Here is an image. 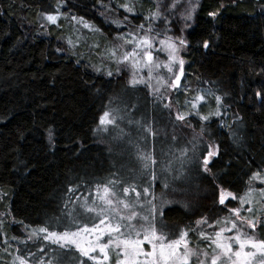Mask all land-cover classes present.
Listing matches in <instances>:
<instances>
[{
    "label": "trees",
    "instance_id": "16d2710c",
    "mask_svg": "<svg viewBox=\"0 0 264 264\" xmlns=\"http://www.w3.org/2000/svg\"><path fill=\"white\" fill-rule=\"evenodd\" d=\"M124 3L0 0V264H18L16 256L28 257L42 247L39 260L95 264L73 248L69 252L37 239L31 247L24 230L32 233L47 224L63 231L68 213L73 215L68 198L75 193L68 189L83 193L82 188L110 181L129 186L137 181L141 189L152 185L155 195L168 200L160 225L172 231L184 226L190 245L206 249L209 234L200 235L197 221L214 224L228 216V207H240L238 200L220 207V189L243 196L252 173L264 171V0L195 1L182 54L186 92L169 103L129 86L121 75L97 72L95 55L87 53L96 42L109 46V37L120 32L115 20L123 19L118 5ZM129 4L130 27L152 21L153 0ZM46 15L57 16L56 23ZM78 21L96 30L81 34ZM71 35L78 36L72 37L75 43L67 38ZM197 96L204 97L202 103ZM107 104L124 116L127 141L141 138L155 164L144 169L138 149L98 141L95 129ZM173 107L184 120H177ZM210 143L218 152L207 173L202 158ZM254 197L253 211L244 205L241 214L257 220V238L264 240V203L260 193ZM106 264H115L114 258Z\"/></svg>",
    "mask_w": 264,
    "mask_h": 264
},
{
    "label": "snow or ice",
    "instance_id": "6c2138e0",
    "mask_svg": "<svg viewBox=\"0 0 264 264\" xmlns=\"http://www.w3.org/2000/svg\"><path fill=\"white\" fill-rule=\"evenodd\" d=\"M178 2V0H177ZM123 7L126 12H133L134 8L129 3H124L118 5ZM176 7V4L173 5ZM195 11V6H191L186 10L185 14L182 15V19L189 21L192 19V13ZM210 16L215 17L217 13L210 12ZM159 17V12H154L149 20ZM45 19L52 24L57 21V16L46 15ZM75 19V18H73ZM128 18L125 17V20ZM83 23V26L89 28L90 30H96L92 26L88 25L86 22L78 21ZM119 26V22H117ZM140 29H144V25H140ZM153 29L149 27L145 35H140L139 33H127L119 37V39L124 40L125 44L133 45L130 51H125L120 63H125L129 58L140 57L139 60H134L133 67L140 65L141 70L147 69L148 79L153 78V72L164 67L168 72L173 74L174 79L169 81L168 86H179L181 75H183L184 60L180 58L179 52L182 48L187 46V41L181 36L178 37V43L173 40L172 37L167 39H162L159 41L162 46L161 49H156V51H166L167 52V62L161 63L154 61L153 56V45L152 41L155 36H151ZM160 35V33H156ZM208 42H204V47L207 48ZM113 56L116 55L115 52L112 53ZM179 65L180 75H177L173 65ZM108 75H112L111 72ZM133 84L140 83L141 80L133 79L131 81ZM151 87V85H148ZM155 91L159 92L160 89ZM261 94L257 93L259 97ZM203 96L195 97L196 101L203 100ZM217 105L221 103V98L216 97ZM196 103H192V107L196 108ZM167 107V106H166ZM177 120H184L183 115L177 114ZM202 120H207V116H201ZM115 115L110 111H105L100 117V125H108L115 122ZM49 137L51 139V130H49ZM218 152L217 147L210 143L208 145L207 154L202 158L203 171L210 173L211 169L209 167L211 163V158L216 156ZM143 162L144 169H147L150 161L155 164L156 161L152 159L150 155H141L139 157ZM179 178V177H175ZM152 179H156L155 173H153ZM259 182L264 184V171L253 172L248 179V190L243 196H238L231 191H226L223 188L220 189L219 193V203L225 207H228L226 201L231 198L232 200H238L240 207H228V211L236 218L232 220L226 218L223 221H217V225L223 223V227L219 228V231L215 232V237H209L212 240V244L215 246L213 255L211 256V264H264V240H257L253 235L241 230V227L236 223V220L240 221L242 225H246L251 228L253 232L257 227V220L244 217L241 215L245 204H251V197L254 193L259 192L261 195V203H264V188H256L253 182ZM167 187V184L165 185ZM102 187V191H101ZM219 187V185H218ZM68 191L73 193L75 189L69 188ZM130 191H136V196L142 198V196H147L150 193V186L144 187L143 194L137 191L135 186L124 187L123 196L128 197ZM71 200V196L68 198ZM80 198L77 197V200ZM153 199L155 196L153 195ZM99 201V203H97ZM139 203V200L136 201ZM150 206V211L147 215L140 217L139 213L135 211L133 204L125 198H122L120 192L115 187V182L110 181L108 184L103 186L97 185L96 193L92 197V203H88V198L86 197L84 203L80 207L87 213H95L96 217L99 219V223H93L91 227L87 224L83 226H76V230L73 231L71 227H67L64 231H53L52 228L45 224V226L34 230L30 234L32 236H41L42 239L48 241L51 244L57 245L60 249H68L71 251L70 246H74L76 251L80 253L81 256L87 257L88 260L97 261L99 264V259L103 261H108L110 253L114 250L116 253V264H190L193 257H196V264H206V261L199 259L200 255L207 257L206 252H198L195 249L189 247L186 237L188 236L187 231H182L179 234V238H170L164 233V231L159 227V222L157 220L158 216H162V210L158 209L156 205L152 204L151 201H146ZM122 205L123 210L118 207ZM67 207V204H66ZM248 212H252L253 208L249 207L246 209ZM68 215L72 216L73 222L76 221V216L69 212ZM138 218L142 219L143 223H138ZM91 220L92 218L89 217ZM264 224V219L260 221ZM208 224L209 227H215L208 223L207 219H202L197 221V225ZM231 224V227L228 225ZM100 225H104L103 228ZM236 230V234L231 237L224 236V233L232 232ZM200 235L204 237L205 233L201 231ZM94 237V239H89L87 243H84V237ZM107 236L105 240L104 237ZM227 241V242H225ZM233 243L238 245V248L233 247ZM145 245L150 246L151 251L145 249ZM245 249H250L245 251ZM45 248H40L41 253L45 252ZM19 251V250H18ZM99 251L100 258L93 256L92 253ZM67 253L61 252L60 256L66 255ZM35 255V253H33ZM18 264H32L24 254L18 255L15 258ZM38 264H62V260L49 259L39 260ZM80 264H85L81 261Z\"/></svg>",
    "mask_w": 264,
    "mask_h": 264
},
{
    "label": "rangeland",
    "instance_id": "374dc122",
    "mask_svg": "<svg viewBox=\"0 0 264 264\" xmlns=\"http://www.w3.org/2000/svg\"><path fill=\"white\" fill-rule=\"evenodd\" d=\"M130 1H133V0H125V3H130ZM195 1L196 0H178V2H177V0H153V4H151V5L152 6L154 5V7H155L154 12H157V11L159 12V17L152 19V21H148V22L145 19V21L147 23H145V21L137 22L134 28L130 27L129 23L127 22L130 18L129 17L130 13L126 12L124 10V8L121 7V11L120 12L118 11V12L122 16L123 19L122 20H115V25L120 30V32H117V30H116V37H111V36L109 37V46H107V47L101 46V45H98V43L96 42L95 45H93L91 47V49H88V51H87V53L95 55V60L97 61V65H98V67H96L95 70L97 72L100 71L105 76H108L109 72H111L112 75H115V76L121 75L122 77H124L126 79L125 81L128 83L129 86L136 87V88H138V87L145 88L148 90V92L151 94L152 97L156 98L159 101H165L166 103H169L170 102L169 99H171L172 96H175L176 98H179L180 96H184V93L186 92V90L183 88L182 82H181L183 75H181L179 86L169 87L168 86L169 81L171 79H174V77H173V74L168 72L167 69L164 67H161L160 69L154 71L153 72V78L151 80H149L147 69L141 70L140 65L133 67L134 60H139L140 57H135V58L130 57L127 62L120 63V60L122 59L124 52L130 51L132 49L133 45L125 44L124 40L119 39V37H121L122 35L127 34V33H139L140 35H145L147 33V29L149 27H151V29H153V31L150 35L155 36V39L152 41V45H153L152 50H153L154 61L165 63V62H167V59H168L167 52L166 51H156V49L162 48L159 41L162 39H167L168 37H172L173 40H175L178 43L177 38L181 37V36L186 40V33L192 27L191 25H192L194 12L192 13V19L189 21H185L184 19H182V15L185 14L186 10L189 9L191 6H194ZM174 4H176V7H173ZM131 14H132V12H131ZM125 17H127L128 19L125 20ZM168 18H170L171 20L169 21ZM174 20L177 21L178 25H175L173 23ZM117 22H119V26H118ZM140 25H144L143 30L140 29ZM156 25L159 27H157ZM81 29H82L81 34L90 33L88 31L89 28L82 27ZM156 33H160V35L157 36ZM72 37H74L75 40L77 41L78 36L71 35V36L67 37L72 43H75L73 41ZM69 40H67V43L69 45H71L69 43ZM84 41H85L84 39H81V43H83ZM99 46H101V47H99ZM185 49H186V47L182 48L179 52V56L181 59H182V54L184 53ZM113 52L116 53L115 56L112 55ZM184 65H185V63H184ZM173 67H174L176 74L180 75L179 65L175 64V65H173ZM183 68H184V66H183ZM133 79L141 80V82L133 84L131 82ZM148 85H151V87H149ZM157 88L160 89L159 92L155 91ZM203 100H200L201 103L203 102ZM105 107L106 108L101 112L100 117L107 110V111L114 113L116 119H115V122L112 124L100 125V117H99L98 125L95 129V136L97 137L98 141L105 142V144H106L107 140H108V143H113V144H116L118 142H123L125 146L129 145V146H131L132 149H135V150L138 149V152H140L142 155H145V154L150 155L152 157V159H154L153 155L151 153V150H150V146L147 145V148H144L143 145L146 146V144L142 143L144 141L141 138L139 139V137H138V139L135 140V143L132 140V138H130V143L127 141L128 135L124 131V127H122V123L124 121V116L122 117V113L120 111L119 112L115 111L112 104H109V105L107 104ZM172 110H173L175 116H177V114H178L177 110H175L174 107L172 108ZM136 124L137 125H134V126L138 127V123H136ZM127 126H131V125L127 123ZM102 144H104V143H102ZM148 164L150 167L152 163L149 161ZM113 182H115V187L120 192L121 197L128 199L133 204L135 211H137L139 213L140 217L147 215L149 213V211L151 210L150 206L146 203V201H151V203L156 205L158 209L161 207L162 211H163V208L166 207V205H167L166 202L168 200H166V196L164 194L155 195V193L152 192L153 191L152 185L150 187V193L147 196H142V198H138L136 196V191H130L128 197H124L123 196V188L135 186V184H137V181H135L133 183L134 185H132V186H129V185L123 184V183L119 184L118 181H113ZM256 183H259V182L255 181V182H253V185L262 187L261 184H256ZM144 184L146 185L147 181H145ZM142 185H143V183L142 184L140 183V186H142ZM101 186H103V185H101ZM140 186H135V188L137 191H140L143 194L144 189H141ZM96 187L97 186L82 188V189H84L83 193H81L80 190L73 192V193H75L73 196L74 198H72V200H70L68 206L72 207L73 215L76 216V221L73 222L72 217L70 216V220L66 221L67 224H66V222H64V224L71 227L73 231L76 230L77 225L83 226V225L87 224L89 227H91L93 223H96V224L99 223V219L96 217L95 213H87L80 207V205L82 203H84V200L86 197L88 198V203L89 204L92 203V197L96 193ZM101 191H102V187H101ZM258 194H259L258 192L253 194V196L251 197L252 203L250 205L245 204L247 206V208L252 207L253 204L256 203V201H258V198H260V196H258V198L254 197L255 195H258ZM78 195L80 198L79 200H77V198H76ZM80 195H82V196H80ZM153 195H155V199H153ZM137 200H139V203H136ZM228 200L234 201L231 198H229ZM97 203H99V201H97ZM172 204L175 206L177 203L176 204L172 203ZM177 205H179V204H177ZM219 206L223 207V208L225 207V206L221 205L220 203H219ZM118 207L121 209V211H124L122 205H120ZM227 212H228V216L226 218H230L232 220L236 219L229 211H227ZM89 217H91L92 219L90 220ZM226 218H224V219H226ZM157 220H158V217H157ZM220 221H223V219ZM137 222L143 223L144 221L142 219L138 218ZM236 223L241 227L242 231L253 235V237L258 240L257 235H256V229H255V232H253V230L251 228H248L246 225H242L240 221L236 220ZM60 225H63V223H61ZM212 225H216V226L215 227H209L208 224L197 225V223H196L197 231H199V233H201V231H203L205 234H209V237L214 238L215 232L219 231V228L223 227L224 225H223V223H221L219 225H217V223H214ZM100 227L103 228L104 225H100ZM159 227L170 238H179V234L182 231H186L184 226L180 227V228L179 227L175 228L173 231L171 229L169 230L168 228L166 229L165 227L160 225V222H159ZM228 227H231V224H229ZM24 234L26 237V243H31V247H33V243H34L35 239H37V241H43V243H49L48 241H45V240L40 238V237H42L43 234H41V236H38V238H36L37 236H32L30 238L31 233L28 230H24ZM235 234H236V230H233L232 232L224 233V236L231 237V236H234ZM204 238H206L205 235H204ZM204 238H202V240H200V241L203 242ZM89 239H94V237L85 236L83 242L87 243ZM104 239L106 240L107 236H105ZM186 239L188 241L190 248L195 249L198 252H200V251L206 252L208 254L207 257H205L204 255H200L199 259L205 260L206 264H211V256L213 255V252L215 249V246L212 244V240L208 238L207 243L205 244L208 247L206 246V249H201L198 247L191 246L189 243L188 237H186ZM225 242H227V241H225ZM35 245L38 246L37 244H35ZM70 247L73 248L74 250H76L74 246H70ZM144 247L147 251H151L150 246L145 245ZM233 247L238 248V245L233 243ZM39 249H38L37 253L35 252L36 253L35 256L33 254H29V256L27 257L30 261H32V264H38L39 259L42 257V254L39 251ZM248 250H250V249H245V251H248ZM78 254L82 260L84 258H87V257L81 256L79 252H78ZM92 255L96 256L97 258H100L99 251L92 253ZM111 258H114L115 264H116V253L114 250L110 253L108 261H103L102 259H99V264L109 263ZM42 260H43V258H42ZM196 260H197V258L193 257L192 260L190 261V264H196ZM91 261L94 262L95 264H98L97 261H93V260H91ZM80 262L81 261H79L78 264H80Z\"/></svg>",
    "mask_w": 264,
    "mask_h": 264
}]
</instances>
